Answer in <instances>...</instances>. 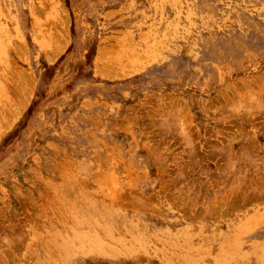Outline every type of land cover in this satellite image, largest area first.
<instances>
[{
  "label": "rangeland",
  "instance_id": "374dc122",
  "mask_svg": "<svg viewBox=\"0 0 264 264\" xmlns=\"http://www.w3.org/2000/svg\"><path fill=\"white\" fill-rule=\"evenodd\" d=\"M0 264H264V0H0Z\"/></svg>",
  "mask_w": 264,
  "mask_h": 264
}]
</instances>
